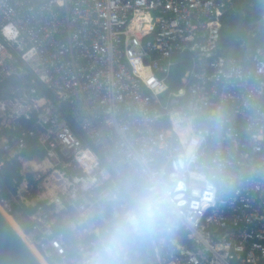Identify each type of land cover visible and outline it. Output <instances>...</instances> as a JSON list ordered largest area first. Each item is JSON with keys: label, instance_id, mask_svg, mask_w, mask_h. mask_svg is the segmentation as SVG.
<instances>
[{"label": "built area", "instance_id": "1", "mask_svg": "<svg viewBox=\"0 0 264 264\" xmlns=\"http://www.w3.org/2000/svg\"><path fill=\"white\" fill-rule=\"evenodd\" d=\"M243 1L0 0V88L26 90L0 101V151L37 163L26 239L45 264H83L152 176L173 211L135 264H264V9L240 22V48L222 44ZM26 136L43 159L22 156Z\"/></svg>", "mask_w": 264, "mask_h": 264}, {"label": "clouds", "instance_id": "2", "mask_svg": "<svg viewBox=\"0 0 264 264\" xmlns=\"http://www.w3.org/2000/svg\"><path fill=\"white\" fill-rule=\"evenodd\" d=\"M173 211L165 182L149 177L97 231L83 264H135L138 246L159 231Z\"/></svg>", "mask_w": 264, "mask_h": 264}, {"label": "trees", "instance_id": "3", "mask_svg": "<svg viewBox=\"0 0 264 264\" xmlns=\"http://www.w3.org/2000/svg\"><path fill=\"white\" fill-rule=\"evenodd\" d=\"M240 7V11L228 12V14L223 17L224 24L222 27V44L228 48L232 46L240 48L241 41L239 42V40H236L240 22L244 20H251L259 16L260 12L264 9V0H244ZM261 37L262 35H259L257 39L254 40V43H259L261 41ZM188 66V62L181 61L172 68L169 76L171 89L178 90L181 87V77L185 73ZM14 81H17L18 84L20 83L18 80ZM38 89L46 95L51 96V93L47 89H44L41 84H38ZM62 110L69 117V119H71V114L69 112L70 108L62 106ZM72 125L75 133L85 140V136L78 126L75 123H72ZM31 127V120L21 118L17 124V131H15V133L19 135L23 130H28ZM25 143L26 146L21 153L26 160H32L34 158L43 159L45 157L46 151L38 144L35 137L26 136ZM4 155L5 153L0 151V162H2L0 164V199H10L18 193L20 184L26 178H32V174L29 172H23V163L20 159H6ZM35 194L36 192H34L33 195ZM29 197H32V195L30 194ZM16 208L17 210L22 211V213L29 220V215L34 211L35 206L27 205L25 202L21 201L18 205H16Z\"/></svg>", "mask_w": 264, "mask_h": 264}, {"label": "rangeland", "instance_id": "4", "mask_svg": "<svg viewBox=\"0 0 264 264\" xmlns=\"http://www.w3.org/2000/svg\"><path fill=\"white\" fill-rule=\"evenodd\" d=\"M17 81H12L5 86L0 88V101L4 99H12L14 96L22 95L26 90L19 89ZM16 92V94L13 93ZM40 159V158H39ZM36 164H34L35 166ZM29 166L31 163L25 162L23 163V172L30 173ZM30 180V178H27ZM42 182H40L41 184ZM28 190V191H27ZM46 188L39 187L38 184L32 185L31 183L26 185L25 180L20 184L18 193L12 196L10 199L1 200L0 199V210H2L3 214L8 218L11 224L16 228V230L23 237H28L30 234V224L28 218L22 213V211L17 210L16 205H18L21 201L28 202L35 200L38 197L39 193L45 191ZM34 192H36L35 195ZM30 194L32 197H29ZM29 227V229H28Z\"/></svg>", "mask_w": 264, "mask_h": 264}, {"label": "water", "instance_id": "5", "mask_svg": "<svg viewBox=\"0 0 264 264\" xmlns=\"http://www.w3.org/2000/svg\"><path fill=\"white\" fill-rule=\"evenodd\" d=\"M171 166L167 167V174ZM0 264H45L0 210Z\"/></svg>", "mask_w": 264, "mask_h": 264}, {"label": "bare ground", "instance_id": "6", "mask_svg": "<svg viewBox=\"0 0 264 264\" xmlns=\"http://www.w3.org/2000/svg\"><path fill=\"white\" fill-rule=\"evenodd\" d=\"M30 163H31V162H30ZM34 164H37V163H34V162H33V163H31V166H34Z\"/></svg>", "mask_w": 264, "mask_h": 264}, {"label": "crops", "instance_id": "7", "mask_svg": "<svg viewBox=\"0 0 264 264\" xmlns=\"http://www.w3.org/2000/svg\"><path fill=\"white\" fill-rule=\"evenodd\" d=\"M25 162H28L29 163V161H25Z\"/></svg>", "mask_w": 264, "mask_h": 264}]
</instances>
